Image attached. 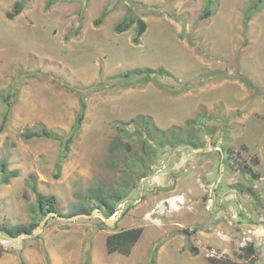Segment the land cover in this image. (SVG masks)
Wrapping results in <instances>:
<instances>
[{
  "label": "rangeland",
  "instance_id": "1",
  "mask_svg": "<svg viewBox=\"0 0 264 264\" xmlns=\"http://www.w3.org/2000/svg\"><path fill=\"white\" fill-rule=\"evenodd\" d=\"M14 1L0 0V125L9 109L0 162L19 174L0 182V223L33 221L29 175L38 191L56 196L64 216L93 206L97 188L125 198L109 225L96 215L50 216L37 234L0 233V264H82L86 248L90 264H145L156 245L155 264H209L211 251L246 264L239 255L250 241L253 264H264V4L246 19L252 0H212L206 17L207 0H24L9 18ZM130 12L146 22L141 36L135 22L114 28ZM137 67L170 75L117 76ZM79 93L85 118L65 156L59 140L23 137L40 125L69 135ZM140 114L165 132L197 136L198 148L170 145L143 163L139 144L124 136L134 151L111 152L119 127L132 129ZM222 148L232 152L226 162ZM138 226L128 255L106 252L107 234Z\"/></svg>",
  "mask_w": 264,
  "mask_h": 264
},
{
  "label": "trees",
  "instance_id": "2",
  "mask_svg": "<svg viewBox=\"0 0 264 264\" xmlns=\"http://www.w3.org/2000/svg\"><path fill=\"white\" fill-rule=\"evenodd\" d=\"M54 0H48L47 5L49 6L52 4ZM24 0H16L13 3L12 10L8 11L6 14L9 18H13L15 15L20 13V11L23 8ZM264 4V0H252L248 6L245 9V18L248 19L252 16L253 13H255L262 5ZM212 0H207V4L205 6L203 17H206L207 15H210L212 12ZM108 9L107 7L104 8L99 16L94 20L95 24H99L104 18V16L107 14ZM136 23V36H141V34L144 33L146 30V22L141 18L134 17L133 13H129L125 15L118 23L115 24L114 28L117 32L124 31L128 29L132 23ZM140 76L141 81H148L151 80L154 76H169L170 73L164 69L163 67H144V68H134L131 70H127L117 76H120L122 78H128L130 76ZM79 110L76 114L74 123L71 126V130L69 135L66 137L64 135L58 134V133H52L47 128H45L43 125H40V129L30 130L26 129L23 132V137L26 139L32 138V137H47L54 140H59V144L61 145V152L65 156V154L69 151V146L73 141V136L75 135V132L79 130L81 127L83 120L85 118V111L87 108V103L85 100V97L83 94L79 93ZM9 116V109H7L4 112L2 124L0 125V128H3L4 123L7 121ZM133 123V128H128L124 125H121L119 127V132L117 135L112 139L109 150L111 152H117L119 150H127V151H134L133 146L129 141H124L122 137L128 136L132 143L139 144L140 148L142 149L143 154H140V158L146 159L147 156H152L157 154V151L160 148H165L168 146L177 147L179 145H188L193 146V148H198V143L194 140L196 137L195 135H191L190 133H181L178 134L176 132L170 131L165 132L164 130L158 128L152 119L150 115H144L140 114L136 118L131 119ZM193 120L189 122V124H192ZM124 124L123 122H121ZM126 124V123H125ZM127 134H124V133ZM194 137V139H193ZM224 154L223 162H226L230 159V154L232 153L230 149L222 148L220 151ZM131 155H136L135 152H133ZM227 155V156H226ZM137 159L138 156H137ZM141 164V163H140ZM60 163H56V172L55 177L59 176V166ZM8 165L5 161L0 162V182L7 184L10 182L11 178L18 176L17 170H8ZM244 172L249 173L251 176L256 178V174L252 171L251 167L249 165H245L242 167ZM28 185L32 188V190L36 193L34 203L30 209V212L32 213L33 221L28 224H14V225H7L5 223H0V233L5 234L7 237H15L21 233H32L33 229L37 227L39 222L45 217V215L50 211H55L58 214L63 215V213L59 210L57 206V198L54 194H43L40 191H38L35 179L32 175H29ZM123 191L117 189V190H109L106 188H97L89 195V200L91 203H93V206L87 205H79L76 209H73L68 214L73 215L76 213H91L93 209H98L101 211L107 218L113 215V213L116 210V206L118 203H120L125 197H124ZM54 217V216H52ZM103 222V221H102ZM104 223V222H103ZM143 227H130V228H124L120 229L118 231L112 232L107 234L105 238V246H106V252L113 253L118 252L123 255H128L131 252L132 247L135 245L137 240L139 239L140 235L142 234ZM183 232L186 233L187 229H183ZM189 248L192 252L196 251V247H194L189 242ZM242 251H244V255H239L241 258L244 257L246 260V264H253L254 261L257 258L256 253V245L254 241H250L249 243H246V245H243L241 247ZM158 246H153L150 250V253L148 255V259L145 262V264H155L156 262V252H157ZM5 247L3 245H0V256L5 251ZM47 258V257H46ZM90 248H86L84 252V259L82 264H90ZM209 264H239L234 260H231L226 257H216V256H209L208 257ZM20 264H23V260L20 262ZM47 264H49V260L47 259Z\"/></svg>",
  "mask_w": 264,
  "mask_h": 264
},
{
  "label": "water",
  "instance_id": "3",
  "mask_svg": "<svg viewBox=\"0 0 264 264\" xmlns=\"http://www.w3.org/2000/svg\"><path fill=\"white\" fill-rule=\"evenodd\" d=\"M92 215H96L98 217H100L103 222L107 225L109 224H112L114 221H115V217L112 216V217H109L107 218L101 211H99L98 209H93L91 213H83V212H80V213H76V214H73V215H70V216H64V215H61V214H58L57 212L55 211H50L48 212L45 217L39 222V224L37 225V227H35L32 231V233L28 234V233H21L15 237H12L13 239H17L19 237H26V236H30L32 234H37L41 231V226L47 221V219L50 217V216H54L58 219H67V220H74L76 218H79V217H90ZM3 236L7 237L5 234H2Z\"/></svg>",
  "mask_w": 264,
  "mask_h": 264
},
{
  "label": "built area",
  "instance_id": "4",
  "mask_svg": "<svg viewBox=\"0 0 264 264\" xmlns=\"http://www.w3.org/2000/svg\"><path fill=\"white\" fill-rule=\"evenodd\" d=\"M121 204V203H120ZM211 256H216V257H219V255L218 254H216L215 253V251H211L210 253H209Z\"/></svg>",
  "mask_w": 264,
  "mask_h": 264
},
{
  "label": "crops",
  "instance_id": "5",
  "mask_svg": "<svg viewBox=\"0 0 264 264\" xmlns=\"http://www.w3.org/2000/svg\"><path fill=\"white\" fill-rule=\"evenodd\" d=\"M256 224H257V225H260V223H258V222H257ZM254 225H255V224H254Z\"/></svg>",
  "mask_w": 264,
  "mask_h": 264
}]
</instances>
